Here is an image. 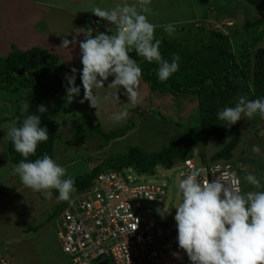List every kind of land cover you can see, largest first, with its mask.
Segmentation results:
<instances>
[{
	"label": "rangeland",
	"instance_id": "obj_1",
	"mask_svg": "<svg viewBox=\"0 0 264 264\" xmlns=\"http://www.w3.org/2000/svg\"><path fill=\"white\" fill-rule=\"evenodd\" d=\"M122 2L124 0H0V59L14 50L39 48L55 56L63 67L81 70L78 43L84 39L83 29L91 28L93 36L96 31L108 34L116 31L115 25L94 16L92 7L110 9ZM127 2L133 3L135 0ZM150 7L152 14L148 19L157 27L171 24L189 28L193 23H198L202 29H213L222 34L234 29L240 34L244 20L260 21L254 26L245 27L247 31L242 30L243 33L237 36L239 38L254 35L264 27V11L254 9L243 0H151ZM74 37L77 44L67 49L59 47L64 38L72 40ZM236 48L232 43L231 49ZM112 79L114 77H109L105 82V88L96 90L101 98L106 94H117L116 89L107 88ZM139 91L141 103L136 107L129 104L132 115L120 122L114 121L112 115L127 103L122 88L118 93L119 105L101 99L97 110L91 108L87 101L81 104V97H74L73 102L67 104L64 91L44 94L38 88L15 87L0 91V258L5 264H69L56 236L55 218L61 209L52 214L58 199L53 196L46 199L41 193L26 188L13 174V166L7 158L5 125L15 119V114L21 115L22 103L28 99L29 114L39 115L41 123L58 124L52 158L66 169L65 177L82 176L108 157L122 156L130 147L138 148L145 154L158 152L174 142L182 132L197 127L198 114L192 95L172 97L168 93L150 91L142 81ZM246 91L244 87L238 94ZM40 105L46 107L43 114L37 111ZM78 121L88 132L76 142L72 140V135L74 123ZM262 121L257 115L251 119L242 117L236 123L240 137L230 160L241 161L246 167L242 192L253 190L244 180L249 173L264 184ZM130 124L133 127L125 136L107 142H102L93 132L95 128L102 133L119 132ZM226 142V139L209 140L204 148L193 150V160L197 163L200 160L208 162L209 157ZM254 145L260 146L259 154L251 151ZM105 163L101 164V170L110 169ZM143 180L166 185L164 210L159 216L163 219L174 218V208L179 203L178 171L156 167L154 173Z\"/></svg>",
	"mask_w": 264,
	"mask_h": 264
},
{
	"label": "clouds",
	"instance_id": "obj_2",
	"mask_svg": "<svg viewBox=\"0 0 264 264\" xmlns=\"http://www.w3.org/2000/svg\"><path fill=\"white\" fill-rule=\"evenodd\" d=\"M150 5L151 0H135L133 3L124 0L110 9L93 6L91 13L115 25L116 31L111 35L96 31L93 36L91 28L83 29L84 39L78 43L82 65L79 78L83 88V99L79 102L83 104L87 101L96 110L101 105V99L119 105L121 102L118 93L122 88L127 103L122 104L121 110L112 115L116 122L130 118L132 113L128 108L129 104L136 107L141 103L139 86L142 71L129 55L130 50L134 49L137 56L149 63L155 62L158 65L156 75L162 82L179 70L178 54H173L169 61L159 51L161 41L155 39L154 35L157 26L148 19L152 14ZM162 27L169 36L173 35V25ZM74 43L77 44L75 37L72 40L64 38L59 47L67 49ZM76 73L77 69L72 68L70 75L65 74L67 104H71L73 98L81 92V88L76 86ZM109 77L114 79L108 83L107 88L116 89L117 94H106L101 98L96 90L105 88ZM28 110L29 101L26 99L20 108L21 115L5 125V138L11 141L14 150L24 158L13 166V174L19 177L26 188L41 193L46 199H51L52 190L58 191L57 199L66 201V205L76 191L74 179L65 178L66 169L47 154L35 161L26 162L30 155L35 154L38 144L49 138L46 128L40 127V116L29 114ZM37 111L43 114L46 107L40 105ZM257 115L264 120V99H248L241 95L234 107L218 111L217 119L230 128L242 117L251 119ZM251 151L259 154L260 146H252ZM186 159L197 164L193 156ZM230 159L226 161H231ZM176 164L178 162L173 166ZM200 176L201 170H193L178 184L179 203L174 208V221L179 249L187 255L190 264H264V184L249 173L244 176V180L253 190L242 192L239 187H233L229 183L218 179L202 180ZM236 184H239V180ZM164 186L166 190V185ZM165 200L166 198L163 204L158 205L146 201L150 204V209L141 208L142 201H139L136 208L155 212L161 206L164 207ZM135 204L132 203L134 208ZM160 213L158 211L155 216L160 217ZM162 226L166 227L165 224ZM173 256L181 258L178 253H173ZM68 263L70 264L69 259ZM106 263L103 260L98 264ZM0 264H5L1 258Z\"/></svg>",
	"mask_w": 264,
	"mask_h": 264
},
{
	"label": "trees",
	"instance_id": "obj_3",
	"mask_svg": "<svg viewBox=\"0 0 264 264\" xmlns=\"http://www.w3.org/2000/svg\"><path fill=\"white\" fill-rule=\"evenodd\" d=\"M243 1L260 12L264 11V0ZM259 22V20L252 22L244 20L241 32H246L245 27L254 26ZM173 27L175 31L171 36L164 31L163 27H156L154 34L155 39L161 41L159 51L164 59L171 61L173 54H178L180 57L179 70L167 81L162 82L158 79L156 75L158 65L155 62L149 63L137 56L134 49L130 50L129 55L141 68V81L150 91L168 93L172 97L189 94L195 98L198 114L197 127L182 132L174 142L158 152L145 154L138 148L130 147L122 156L108 157L82 176H68L75 181L76 191L72 197L79 191L91 187L95 175L99 172L130 169L138 177L150 176L156 167L170 169L176 162L193 156V150L197 147L204 148L212 139L218 141L226 139L227 142L214 152L208 161L231 158V152L240 137L237 124L230 128L226 127L225 122L217 119V112L225 107H234L241 95L248 99H264V27L254 35L241 38L237 37L242 34H238V30L231 29L227 31V34H222L213 29H202L198 23L191 25L193 30H198L196 32H193L191 27ZM232 43L237 47L235 50L231 49ZM79 71L77 69L76 86L81 88V92L77 97L83 98ZM65 74L70 75L71 69L63 67L55 56L44 50L39 48L14 50L0 59V91L5 92L15 87L38 88L44 94L66 92ZM244 87L247 91L238 94ZM17 116L18 114H15V118ZM57 125L54 122L41 123L40 127L46 128L49 138L38 144L35 154L30 155L26 162L35 161L45 154L52 158ZM132 127L133 124H130L125 127L127 130L105 133L95 128L93 132L102 139V142H107L122 138ZM86 132H88L87 128L80 121L75 122L72 140L79 142ZM6 152L12 166L24 159L14 150L9 140L6 143ZM201 162L204 163L205 160ZM103 163L108 164L110 169L101 170L100 166ZM58 194V191L52 190L54 198H57ZM65 202L57 200L52 214L59 209L62 210Z\"/></svg>",
	"mask_w": 264,
	"mask_h": 264
},
{
	"label": "built area",
	"instance_id": "obj_4",
	"mask_svg": "<svg viewBox=\"0 0 264 264\" xmlns=\"http://www.w3.org/2000/svg\"><path fill=\"white\" fill-rule=\"evenodd\" d=\"M172 169L178 171L179 181L193 170H201L202 180L218 179L240 189L246 173L242 162L226 160L196 164L184 159ZM143 179L130 169L99 172L91 187L71 197L55 222L60 248L70 264L103 260L106 264H190L178 247L174 218L165 221L155 216L164 207L157 212L136 208L139 201L158 205L166 198L164 184Z\"/></svg>",
	"mask_w": 264,
	"mask_h": 264
},
{
	"label": "water",
	"instance_id": "obj_5",
	"mask_svg": "<svg viewBox=\"0 0 264 264\" xmlns=\"http://www.w3.org/2000/svg\"><path fill=\"white\" fill-rule=\"evenodd\" d=\"M140 204H141V208H143V209H150V207H149V205L151 204H149L148 202H146V201H142V202H140Z\"/></svg>",
	"mask_w": 264,
	"mask_h": 264
}]
</instances>
